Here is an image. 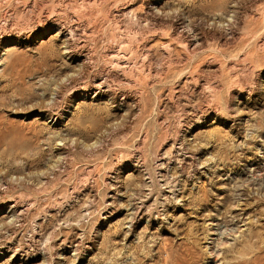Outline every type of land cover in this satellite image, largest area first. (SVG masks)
<instances>
[{
    "label": "rangeland",
    "instance_id": "rangeland-1",
    "mask_svg": "<svg viewBox=\"0 0 264 264\" xmlns=\"http://www.w3.org/2000/svg\"><path fill=\"white\" fill-rule=\"evenodd\" d=\"M0 264H264V0H0Z\"/></svg>",
    "mask_w": 264,
    "mask_h": 264
}]
</instances>
